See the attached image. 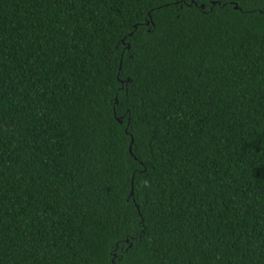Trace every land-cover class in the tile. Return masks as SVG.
<instances>
[{
	"label": "trees",
	"instance_id": "1",
	"mask_svg": "<svg viewBox=\"0 0 264 264\" xmlns=\"http://www.w3.org/2000/svg\"><path fill=\"white\" fill-rule=\"evenodd\" d=\"M223 3L0 0V264H264V0Z\"/></svg>",
	"mask_w": 264,
	"mask_h": 264
},
{
	"label": "snow or ice",
	"instance_id": "2",
	"mask_svg": "<svg viewBox=\"0 0 264 264\" xmlns=\"http://www.w3.org/2000/svg\"><path fill=\"white\" fill-rule=\"evenodd\" d=\"M207 2L212 3L213 6H215V4L217 2H219V0H207ZM221 6L226 8L227 7V0H224V3Z\"/></svg>",
	"mask_w": 264,
	"mask_h": 264
},
{
	"label": "water",
	"instance_id": "3",
	"mask_svg": "<svg viewBox=\"0 0 264 264\" xmlns=\"http://www.w3.org/2000/svg\"><path fill=\"white\" fill-rule=\"evenodd\" d=\"M131 193H132V191H131Z\"/></svg>",
	"mask_w": 264,
	"mask_h": 264
}]
</instances>
